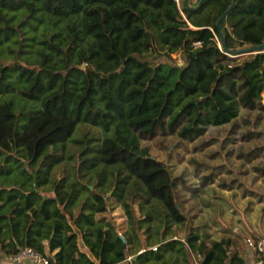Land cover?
Returning <instances> with one entry per match:
<instances>
[{"label": "trees", "instance_id": "1", "mask_svg": "<svg viewBox=\"0 0 264 264\" xmlns=\"http://www.w3.org/2000/svg\"><path fill=\"white\" fill-rule=\"evenodd\" d=\"M232 2L0 0V260L246 264L229 239L176 238V178L142 143L264 108V52L228 55L264 43V0H236L226 52Z\"/></svg>", "mask_w": 264, "mask_h": 264}, {"label": "rangeland", "instance_id": "2", "mask_svg": "<svg viewBox=\"0 0 264 264\" xmlns=\"http://www.w3.org/2000/svg\"><path fill=\"white\" fill-rule=\"evenodd\" d=\"M172 56L180 61L178 53ZM142 143L176 178V199L189 217L174 226L176 238L187 239L195 227L208 244L229 239V250L249 262L252 252L246 238H264V108L245 109L230 123L211 126L193 141L159 135ZM113 212L125 232L123 209Z\"/></svg>", "mask_w": 264, "mask_h": 264}, {"label": "built area", "instance_id": "3", "mask_svg": "<svg viewBox=\"0 0 264 264\" xmlns=\"http://www.w3.org/2000/svg\"><path fill=\"white\" fill-rule=\"evenodd\" d=\"M175 2L182 12L183 0H175ZM246 244L254 251L253 260L246 264H264V238L250 235L246 238ZM154 249H156V247H154ZM0 264H50V260L41 251L33 247H26L17 254L0 260ZM196 264H199V262L196 261Z\"/></svg>", "mask_w": 264, "mask_h": 264}, {"label": "water", "instance_id": "4", "mask_svg": "<svg viewBox=\"0 0 264 264\" xmlns=\"http://www.w3.org/2000/svg\"><path fill=\"white\" fill-rule=\"evenodd\" d=\"M236 0H233L232 4L229 6V8L219 17V19L217 20L216 26L219 30V34L221 37V46L223 48L224 51H229L228 47H227V43H226V38H225V34L223 31V26H222V21L227 17V15L231 12L232 8L235 5ZM186 4L187 6H189V0H186ZM259 52H264V43L262 44H258V45H252V46H248L242 49H238V50H234L231 51V53H228L229 56L233 57V58H238V57H242L245 55H251V54H255V53H259ZM132 259H136V256H133Z\"/></svg>", "mask_w": 264, "mask_h": 264}, {"label": "crops", "instance_id": "5", "mask_svg": "<svg viewBox=\"0 0 264 264\" xmlns=\"http://www.w3.org/2000/svg\"><path fill=\"white\" fill-rule=\"evenodd\" d=\"M251 252H252V254H251V260L249 262H251L253 260V258H254V251L252 249H251Z\"/></svg>", "mask_w": 264, "mask_h": 264}]
</instances>
